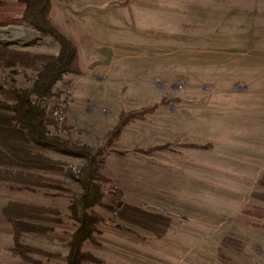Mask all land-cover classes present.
Wrapping results in <instances>:
<instances>
[{
	"label": "rangeland",
	"instance_id": "obj_1",
	"mask_svg": "<svg viewBox=\"0 0 264 264\" xmlns=\"http://www.w3.org/2000/svg\"><path fill=\"white\" fill-rule=\"evenodd\" d=\"M93 1L50 0V16L94 10L119 12L126 17H117L112 23L124 33L133 34L151 31L155 22L151 13L155 17L157 0H95V5ZM174 1L177 0H165L166 49L173 50L165 53V76L163 80L156 79L154 74L155 79L151 75L148 79L147 93L153 98L161 95L158 99L150 97L147 104L138 105L140 102L131 97L119 99L121 104L115 105L102 97L110 85L107 81H93L90 88L80 85L72 93L75 79H59L52 94L45 98L47 130L94 149L103 147L106 132L116 124H111L110 118L117 119L121 111L157 104L143 120L128 123L97 156L99 173L110 182L102 184V198L93 207L103 221L92 234L93 239L84 241L82 250L91 251L101 262L83 264H264V241L252 238L247 244L243 242L246 247L240 250L221 246L223 238L232 234L239 205L254 198L253 181L232 177L246 174L230 169L237 165L238 142L227 137L222 128L221 93L213 90L210 83L202 84L204 80L188 79L193 74L183 67L188 65L191 44L207 46L219 38L214 36L210 21L217 13L222 14L224 5L214 0ZM14 5L5 13L20 18L24 6ZM174 10L182 16L180 25ZM12 27L21 30L10 31ZM0 28L7 29L0 31V42L16 51L56 55V47L59 50L52 36L39 33L25 22ZM170 59L180 67H168ZM36 72L33 68L0 64V85L27 88ZM116 85L127 87L124 80L113 86ZM128 86L136 87L133 95L140 93L138 84ZM55 100L65 106L64 123L57 131L50 114ZM0 101L13 102L1 95ZM37 149L61 162L62 168L33 171L41 176V185L30 188L0 180V264H33L11 252L13 229L4 214L9 203H28L49 210L44 213L48 220L25 219L43 231L20 233V243L31 248L28 256L39 264H64L69 238L78 226L70 205L79 197L81 188L68 168L74 170L84 160L50 148Z\"/></svg>",
	"mask_w": 264,
	"mask_h": 264
},
{
	"label": "crops",
	"instance_id": "obj_2",
	"mask_svg": "<svg viewBox=\"0 0 264 264\" xmlns=\"http://www.w3.org/2000/svg\"><path fill=\"white\" fill-rule=\"evenodd\" d=\"M177 1L174 2L180 4ZM219 1L224 5L223 12L214 15L210 21L214 36L219 38H214L207 46L191 44L188 65L183 67H188L193 74L188 79L204 80L202 84L210 83L213 90L221 93L222 128L227 131V137L238 142L237 165L230 169L237 174H246L232 177L253 181L251 195L254 198L250 203L239 205L234 219L246 205L253 207L252 216L256 219L260 216L258 209L264 211V186L257 185V180L264 174V0H214ZM93 4H96L95 0ZM156 7L155 17L151 13L155 20L151 31L145 29L134 34L132 31L124 33L112 23L117 17H126L119 12L94 10L52 15L59 30L75 45L80 60V74H65L61 78L75 79L72 93H76L80 85L90 88L93 81L100 84L107 81L110 85L102 97L115 105L121 104L119 99L131 100L133 97L140 102L138 105H145L150 97L155 98L147 93L150 89L148 79L150 75L155 79L154 74L156 79H164L165 53L173 51L166 49L165 0H157ZM173 15L180 25V12L174 10ZM57 52L58 47L53 53ZM167 61L170 68L180 67L175 59ZM122 79L127 87L113 86L121 84ZM136 84L140 93L133 95L136 87L128 85ZM116 121L110 118L111 124ZM260 221L264 224V218ZM233 226L232 234L226 236L235 235L246 244L252 238L264 241L263 229L236 222ZM243 246L246 247L244 243Z\"/></svg>",
	"mask_w": 264,
	"mask_h": 264
},
{
	"label": "trees",
	"instance_id": "obj_3",
	"mask_svg": "<svg viewBox=\"0 0 264 264\" xmlns=\"http://www.w3.org/2000/svg\"><path fill=\"white\" fill-rule=\"evenodd\" d=\"M14 4L23 5L20 18H14L5 12L12 10ZM50 0H16L11 2L0 0V25L25 22L41 34L52 36L59 45L56 55L34 54L16 51L5 42H0V64L37 69L32 83L27 88H5L0 85V95L13 100L12 103L0 101V180L15 182L24 188L40 186L41 176L34 172L62 168V163L41 153L37 148H50L65 155L82 158L84 163L69 173L79 183L81 193L70 205L73 218L78 221L77 228L68 241V252L64 264H83L84 262L100 263L101 260L82 250L86 240H92V234L103 221L101 215L93 207L102 198L101 186L110 180L99 173L97 156L113 143L121 130L130 122L143 120L152 113L157 104L131 111H121L117 122L104 136L103 147L94 149L52 134L45 123V107L42 100L52 94L53 85L65 74H80L81 68L78 53L73 42L64 36L50 16ZM258 186H264V174L257 180ZM264 198V196H262ZM253 207L246 205L236 223L253 228L264 229L261 216L254 219ZM49 210L28 203H9L4 208L7 220L12 224L13 244L11 252L20 258L39 264L28 256L30 247L20 243L21 231H43L44 228L29 220H48L44 217ZM256 212V213H258ZM263 212V213H262ZM43 214V215H42ZM221 246L240 250L243 243L237 236H225Z\"/></svg>",
	"mask_w": 264,
	"mask_h": 264
},
{
	"label": "built area",
	"instance_id": "obj_4",
	"mask_svg": "<svg viewBox=\"0 0 264 264\" xmlns=\"http://www.w3.org/2000/svg\"><path fill=\"white\" fill-rule=\"evenodd\" d=\"M47 99L42 100V105H45ZM64 111L65 106L61 101L55 100L50 109L52 125L54 126V131H57L64 123Z\"/></svg>",
	"mask_w": 264,
	"mask_h": 264
},
{
	"label": "bare ground",
	"instance_id": "obj_5",
	"mask_svg": "<svg viewBox=\"0 0 264 264\" xmlns=\"http://www.w3.org/2000/svg\"><path fill=\"white\" fill-rule=\"evenodd\" d=\"M8 29H10V31L12 30V31H18V30H21V29H15L14 27H12V28H8Z\"/></svg>",
	"mask_w": 264,
	"mask_h": 264
},
{
	"label": "water",
	"instance_id": "obj_6",
	"mask_svg": "<svg viewBox=\"0 0 264 264\" xmlns=\"http://www.w3.org/2000/svg\"><path fill=\"white\" fill-rule=\"evenodd\" d=\"M0 31L4 33V32H6V31H7V29L0 28Z\"/></svg>",
	"mask_w": 264,
	"mask_h": 264
}]
</instances>
